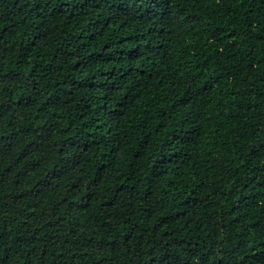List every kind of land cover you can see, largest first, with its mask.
Here are the masks:
<instances>
[{
    "label": "trees",
    "instance_id": "trees-1",
    "mask_svg": "<svg viewBox=\"0 0 264 264\" xmlns=\"http://www.w3.org/2000/svg\"><path fill=\"white\" fill-rule=\"evenodd\" d=\"M0 264H264V0H0Z\"/></svg>",
    "mask_w": 264,
    "mask_h": 264
}]
</instances>
